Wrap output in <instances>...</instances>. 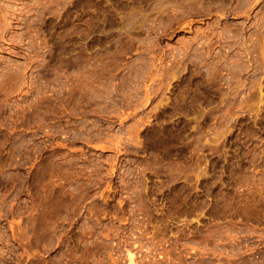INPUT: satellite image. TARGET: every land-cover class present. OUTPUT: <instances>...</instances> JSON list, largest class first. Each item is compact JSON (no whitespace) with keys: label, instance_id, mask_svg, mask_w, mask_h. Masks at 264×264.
Here are the masks:
<instances>
[{"label":"rangeland","instance_id":"1","mask_svg":"<svg viewBox=\"0 0 264 264\" xmlns=\"http://www.w3.org/2000/svg\"><path fill=\"white\" fill-rule=\"evenodd\" d=\"M0 264H264V0H0Z\"/></svg>","mask_w":264,"mask_h":264},{"label":"bare ground","instance_id":"2","mask_svg":"<svg viewBox=\"0 0 264 264\" xmlns=\"http://www.w3.org/2000/svg\"><path fill=\"white\" fill-rule=\"evenodd\" d=\"M126 24V23H125ZM128 24V23H127ZM129 25V24H128ZM132 260H131V256L129 255V262H131Z\"/></svg>","mask_w":264,"mask_h":264}]
</instances>
